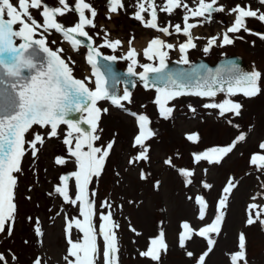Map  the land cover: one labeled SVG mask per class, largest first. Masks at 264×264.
<instances>
[{
    "label": "snow or ice",
    "instance_id": "snow-or-ice-1",
    "mask_svg": "<svg viewBox=\"0 0 264 264\" xmlns=\"http://www.w3.org/2000/svg\"><path fill=\"white\" fill-rule=\"evenodd\" d=\"M256 3L259 5L257 8H253L251 3H236L228 8L220 0H132L131 4L125 0H106V20L111 21L114 15L122 11L127 13L131 7L134 10L130 18L139 21L144 28L160 33L142 51L133 46L135 37L130 36L127 50L118 54L125 42L119 38L113 39L104 26L98 28L95 22L98 11L90 0H74L72 4L69 0H57L56 6L48 5L46 0H0V233L7 232L10 236L14 231L18 211L16 189L19 175L24 171L23 159L26 154H30L35 163L46 139L59 138V129L65 125L62 142L68 156H58L54 163L66 165L71 160L75 170L71 177L61 175L59 183L48 193L49 196L59 197L63 204L78 208V216L65 215L69 247L63 259L65 264H96L102 239L103 264H119L117 230L120 224L115 217L118 211L122 212L125 203L136 205L138 202L135 199L121 200L119 203L112 199L97 201L98 192L91 185L102 177L115 145V139L106 144L98 143L101 140L99 133L102 132L100 118L108 112V108L99 107V103L108 101L112 106L128 112L125 105L132 103V92L125 88L118 94L108 88L106 74H111L112 63L127 61L126 75L137 78L146 90H155L153 103L157 106L158 115L165 120L174 111L171 103L183 96L207 99L209 102L203 107L217 110L221 117H240L243 104L232 97L242 95L254 98L261 94L264 90V73L257 70L243 71L232 62L216 70L205 65L193 67L189 72L172 73L166 70L173 52L179 55L176 63L188 65L191 63L189 55L192 50L198 49L209 54L214 48L232 46L237 40L243 41L244 35L241 33L256 36L264 42V33L254 32L247 23L249 19L264 23V0H256ZM33 10L39 12L40 20L33 15ZM177 11L182 12L180 23L173 24L169 20L161 25L160 13L171 17ZM67 13H75L78 17L71 26H65L58 20ZM217 13L232 16L231 24L214 35L193 34L194 29L202 27ZM53 33L60 34L63 42L75 51L80 47L87 49L86 63L91 66L90 75L83 79L75 77V61L71 57H64L62 47H51L57 44L56 40H49ZM174 35L183 36L184 40L169 42L166 39ZM97 38L100 43L96 42ZM251 43L255 46L254 40ZM102 49H108L113 54L105 55ZM101 60L108 63L101 65ZM129 83L136 86L134 81ZM218 94H223L225 98L217 101ZM189 108L195 111L191 105ZM129 114L136 121L137 131L132 141L136 151L128 157L125 171L134 170L144 183L151 179L153 189L159 190L160 180L152 179L151 173L144 168L135 167L150 163V140L157 135L151 127L152 118L146 112ZM228 123L231 124L232 120L229 119ZM34 128L45 131H32ZM30 132L32 139L29 140L26 135ZM186 138L195 142L198 134H187ZM245 140L246 136L240 133L230 144L193 153V163L221 164L237 144ZM259 149V153L251 154L249 165L264 174V141L260 142ZM163 163L184 178L185 187L193 184L195 169L176 168L171 158L165 159ZM116 176L120 177L119 171ZM70 179L74 182V192ZM201 183L204 188L212 187L206 182ZM236 186L235 177L230 176L222 189L217 213L211 223L197 230L188 221L181 222L177 237L180 248L186 249L187 242L194 237H201L207 242L208 248L197 258V264H205L207 255L213 250L216 243L213 234L219 235L222 230L223 210ZM260 187V197L253 196L252 200L264 198V184ZM28 190L32 191V187L29 186ZM25 198L31 200V196ZM188 199H194L198 206L197 219L204 221L208 208L205 198L197 195ZM246 212V225L259 222L264 227V205L249 204ZM27 219L34 223L37 236H42L39 218L35 221L32 217ZM74 230L81 234L77 240L72 238ZM129 230L141 235L130 222ZM167 250L165 232L161 228L157 236L149 237V246L140 251L139 256L158 262L161 253ZM9 253L15 261L16 255L10 250ZM186 255L191 258L194 253L186 250ZM0 264H8L4 253H0ZM33 264H42V258L38 257ZM230 264H247L246 236L243 232L238 234L237 251L230 254Z\"/></svg>",
    "mask_w": 264,
    "mask_h": 264
},
{
    "label": "rangeland",
    "instance_id": "rangeland-1",
    "mask_svg": "<svg viewBox=\"0 0 264 264\" xmlns=\"http://www.w3.org/2000/svg\"><path fill=\"white\" fill-rule=\"evenodd\" d=\"M90 2L98 11L95 21L98 28L104 26L113 39L119 38L125 42L124 48L118 54H123L127 50L130 36L135 37L133 46L138 51H142L153 37L160 35L130 18L134 10L131 7L128 8L127 13L122 11L109 21L105 19L106 0H90ZM125 2L131 4L132 0ZM46 3L56 6L57 0H46ZM69 3H74V0H69ZM220 3L228 8L236 3H251L253 8L259 7L256 0H220ZM33 15L40 20L38 11L33 10ZM145 15L147 18V14ZM181 15V11H177L171 17L160 13L159 22L161 25L169 20L173 24L180 23ZM77 18L75 13H67L58 20L65 26H71ZM232 20L233 17L226 13L214 14L212 20L194 29L193 34L214 35L230 25ZM247 23L254 32L264 33V23L255 19H249ZM241 35H244L243 41L237 40L232 46L214 48L209 54H204L198 49L192 50L189 59L204 56L213 61L225 53L237 52L253 59L258 71L264 73V42L256 36L244 33ZM166 39L175 42L177 39L183 41L184 37L174 35ZM49 40H56L57 44L51 47H62L64 57H71L75 61L73 66L75 77L83 79L90 75L91 66L86 63L85 48L73 50L68 43L63 42L62 36L56 33L51 34ZM253 40L255 46L251 43ZM96 42L100 43V39L97 38ZM200 44L202 47L203 41ZM102 51L113 54L108 49ZM175 58L178 59L179 55L173 52L171 59ZM118 62L124 67L128 63L123 60ZM155 95V90H145L137 86L132 92V103L125 105L128 112L112 106L108 101L99 103V107L108 108V112L103 113L100 118L99 127L102 132L99 133L101 140L98 143L106 144L115 139V145L106 162L102 177L91 185L98 192L95 199L97 201L112 199L116 203L135 199L138 202L136 205L125 203L122 212L118 211L115 217L120 224L117 230L119 264H197V258L208 248L207 242L201 237H194L187 242L186 249L180 248L177 237L181 231V222L188 221L197 230L211 223L217 213V203L222 196V189L230 176L235 177L237 186L229 195L227 207L223 210L222 230L219 235L213 234L216 243L207 255L205 264H230V254L237 251V238L241 232L246 236L247 264H264V227L259 222L251 226L246 225L248 205L252 203L264 205V198L251 199L253 196L260 197L264 174L249 165L251 154L259 153L261 151L259 144L264 141V90L254 98H245L242 95L232 97L243 104L240 117L231 115L221 117L217 110L203 107L209 102L207 99L183 96L171 103L174 111L165 120L157 113V106L153 103ZM224 98L223 94H218L216 100L220 101ZM141 105L145 107L142 108ZM189 105L195 108L194 112L190 110ZM131 112H146L152 118L151 127L156 130L157 135L150 140V163L145 162L135 167L144 168L151 173L152 179L160 180L159 190L153 189L151 179L148 183H144L138 179L134 170L125 171L128 168L126 163L128 157L136 151L132 147V141L137 127L134 117L129 114ZM229 119L232 120L231 124L228 123ZM65 129L66 126L61 125L59 138L46 139L35 163L30 154H26L23 159L24 171L19 175L16 189L18 211L14 231L10 236L7 232L0 233V253H4L8 258V264H33L38 257L42 258V264H65L63 256L69 247L66 241L65 215L78 216V208L63 204L56 195H48L53 186L59 183L61 175L71 177V173L75 170V164L71 160L66 165L54 163L56 157L68 156L66 146L62 142ZM32 131L45 130L34 128ZM240 133L246 136V140L239 142L221 164L193 163V153L203 152L213 146L230 144ZM187 134H198V139L195 142L190 141L186 138ZM26 138L32 139V133L27 134ZM168 158L173 160L176 168L195 169L194 182L191 186L185 187L184 178L175 169L163 163ZM117 171L120 172V177L116 176ZM118 180L121 182L118 183ZM202 181L212 187L204 188ZM70 184L74 192V182L71 179ZM29 186L32 187V191L28 190ZM197 195L204 197L208 204L204 221L197 219L198 206L194 199H188ZM27 196H31V200L26 199ZM140 201L142 203H139ZM58 212L61 214L57 215ZM28 217H32L33 221L39 218L42 236H37L34 232V223L30 222ZM129 222L141 235L129 230ZM161 228L165 232L167 252L161 253L158 262L140 257L139 252L149 246V237L157 236ZM80 236V233L73 231V240L79 239ZM100 245L101 251L96 264H103L102 239ZM9 250L16 255L15 261L12 260ZM186 250L192 251L194 256L188 257Z\"/></svg>",
    "mask_w": 264,
    "mask_h": 264
},
{
    "label": "water",
    "instance_id": "water-1",
    "mask_svg": "<svg viewBox=\"0 0 264 264\" xmlns=\"http://www.w3.org/2000/svg\"><path fill=\"white\" fill-rule=\"evenodd\" d=\"M83 39V38H80ZM228 62H232L233 64L237 65L239 68H241L243 71L246 72H251L253 71V67L245 61L243 58L239 56H227L219 61H217L215 64H210L206 60H199L194 62V64L190 65L189 67H183L182 65L176 63V62H171L168 66V69L166 71L172 72V73H178V72H189L193 67H199L200 65H205L208 68H211L213 70H216L217 68H224ZM101 65L108 63L107 61H100ZM112 67V72L111 74H106V79L108 81L107 87L110 89H114L118 94H120V88H119V83H122L123 89L127 88L129 91H131L134 87L132 86L129 81H136L140 82L137 78L135 77H129L126 75L127 73V68L125 70L118 68L117 63L114 62L111 65ZM104 71V69H101ZM142 84V82H140Z\"/></svg>",
    "mask_w": 264,
    "mask_h": 264
},
{
    "label": "bare ground",
    "instance_id": "bare-ground-1",
    "mask_svg": "<svg viewBox=\"0 0 264 264\" xmlns=\"http://www.w3.org/2000/svg\"><path fill=\"white\" fill-rule=\"evenodd\" d=\"M137 42V41H136ZM136 45V44H135Z\"/></svg>",
    "mask_w": 264,
    "mask_h": 264
}]
</instances>
